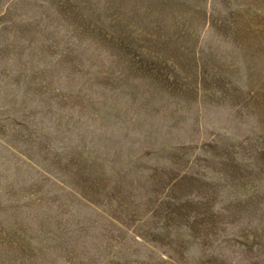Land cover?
<instances>
[{
  "label": "rangeland",
  "instance_id": "obj_1",
  "mask_svg": "<svg viewBox=\"0 0 264 264\" xmlns=\"http://www.w3.org/2000/svg\"><path fill=\"white\" fill-rule=\"evenodd\" d=\"M0 264H264V0H0Z\"/></svg>",
  "mask_w": 264,
  "mask_h": 264
}]
</instances>
